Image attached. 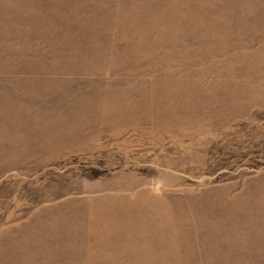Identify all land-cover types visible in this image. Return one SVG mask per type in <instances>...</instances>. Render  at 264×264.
<instances>
[{
    "label": "rangeland",
    "instance_id": "1",
    "mask_svg": "<svg viewBox=\"0 0 264 264\" xmlns=\"http://www.w3.org/2000/svg\"><path fill=\"white\" fill-rule=\"evenodd\" d=\"M0 264H264V0H0Z\"/></svg>",
    "mask_w": 264,
    "mask_h": 264
}]
</instances>
